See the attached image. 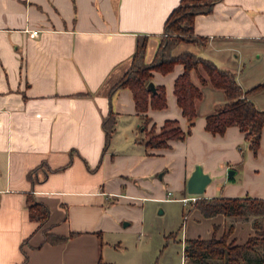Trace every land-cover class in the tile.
<instances>
[{"label": "crops", "instance_id": "obj_1", "mask_svg": "<svg viewBox=\"0 0 264 264\" xmlns=\"http://www.w3.org/2000/svg\"><path fill=\"white\" fill-rule=\"evenodd\" d=\"M179 2L0 0V264H155L162 245L145 235L144 202H181L188 196L264 199V133L254 154L237 127L221 135L205 129L206 116L226 102L221 90L202 87L185 140L146 149L136 142L142 115L131 91L113 89L139 38H147L151 60ZM194 36L205 43H180L173 54L210 60L232 72L244 91L264 82V0L218 1L211 13L195 17ZM182 71L177 64L167 74L152 73L150 82L163 86L166 95V107H149L143 114L156 128L166 120L178 121L183 130L188 126L173 93ZM206 91L217 103L200 112ZM249 98L264 109V91ZM110 114L115 126L106 145L103 121ZM196 164L212 182L218 178L219 193L211 182L202 195L187 194L186 180ZM229 169L235 172L230 178ZM239 174L249 179L246 184L229 181ZM164 178L171 185H163ZM172 192L178 198L169 197ZM28 196L47 206L45 221L29 218ZM182 205L188 206L186 213L181 210L183 222L167 236L181 246L180 264H193L184 256L187 240L220 238L229 224L227 243L241 245L255 233L251 219L204 217L193 202ZM157 264H164L161 257Z\"/></svg>", "mask_w": 264, "mask_h": 264}, {"label": "trees", "instance_id": "obj_2", "mask_svg": "<svg viewBox=\"0 0 264 264\" xmlns=\"http://www.w3.org/2000/svg\"><path fill=\"white\" fill-rule=\"evenodd\" d=\"M218 1L220 0H180L164 23V34L151 60L146 58L147 38H139L127 72L113 87L127 88L131 91L135 109L142 115L141 136L136 142L143 144L146 149H165L169 147V141L186 139L197 117L195 102L202 99V87L206 85L221 90L226 100L224 105L206 116V131L213 135H221L228 127H237L244 134L251 151L256 154L259 149L264 133V109L258 110L249 96L264 91V82L244 91L232 72L218 68L210 60L189 52L173 54L180 43L195 45L205 43L206 39L194 36V19L197 15L211 13ZM177 64L183 66V71L174 81L173 93L188 126L183 130L178 121L166 120L157 130L143 114L149 107L152 109L166 107L165 88L156 86V93L151 94L146 90V85L154 71L167 74ZM199 67H202L205 76L200 73ZM192 71L197 72L199 85L193 83ZM114 126L113 114L104 118L106 145ZM229 181L233 182L234 179L231 178ZM193 204L204 217L223 214L230 218L251 219L255 233L241 245L227 243V238L233 230V224H229L220 238L187 240L184 247V256L187 260L193 264H212V261L219 264H264V199L201 197ZM27 208L29 218L34 222H43L49 216L47 206L34 201L30 196L27 198ZM49 236L45 233L46 241L49 240ZM52 239L61 240L58 237Z\"/></svg>", "mask_w": 264, "mask_h": 264}, {"label": "rangeland", "instance_id": "obj_3", "mask_svg": "<svg viewBox=\"0 0 264 264\" xmlns=\"http://www.w3.org/2000/svg\"><path fill=\"white\" fill-rule=\"evenodd\" d=\"M199 71L203 72L202 67H199ZM192 73H197L195 71L191 72V76L193 75ZM204 74V73H203ZM192 79V78H191ZM211 88V87H210ZM217 103V100H214L212 95L210 93L205 92V99L203 102H201L198 106V111L200 112L204 111H210L211 107H213ZM199 112V113H200ZM159 128H157L158 130ZM162 172H159L158 175L156 176V181L160 182L161 177L160 175ZM179 176V168L177 167L174 170V173L172 175V179L174 181L176 178ZM160 177V178H159ZM163 177V176H162ZM218 178H214V182H212L211 186H215L216 191L219 193L222 187L217 186V180ZM249 179H243V175L239 174L232 183L235 182L237 185H243L247 182ZM150 182H153L151 179H149ZM171 181H168L166 178L162 179L163 185H166V183H170ZM239 183V184H238ZM171 185V183H170ZM221 185V184H220ZM239 185V186H240ZM222 186V185H221ZM166 189V188H165ZM164 191L166 192V190ZM171 191H173L170 188ZM178 193L177 192H172V194L169 197L172 198H178ZM196 199H198V196H195ZM249 197V196H248ZM194 203V202H193ZM144 210H145V225L147 228V234L149 238H151V242L155 244L158 242V240H161V248H158V254L154 258V263L157 264L159 262V259L161 257V261L164 262V264H180V258L182 255V252L180 250V245L178 242L175 241L173 243L172 241L167 240V236L170 233L177 232L179 230L180 225L182 224V214L181 210L185 208V213L188 210L187 207H183L181 202H165V203H158V202H144ZM187 209V210H186ZM159 210H162L164 213L163 214H158ZM143 241H146V239H143ZM146 247V246H145ZM143 250H145L143 248ZM160 250L163 251L162 255ZM161 255V256H160Z\"/></svg>", "mask_w": 264, "mask_h": 264}, {"label": "water", "instance_id": "obj_4", "mask_svg": "<svg viewBox=\"0 0 264 264\" xmlns=\"http://www.w3.org/2000/svg\"><path fill=\"white\" fill-rule=\"evenodd\" d=\"M146 90L151 94L156 93V88L152 82H149L146 85ZM234 173L233 169H229L227 177H232ZM211 182V176L204 172L203 167L200 164H196L190 176L186 180V192L189 195H202L205 192L206 187ZM159 213H162V210H159Z\"/></svg>", "mask_w": 264, "mask_h": 264}, {"label": "built area", "instance_id": "obj_5", "mask_svg": "<svg viewBox=\"0 0 264 264\" xmlns=\"http://www.w3.org/2000/svg\"><path fill=\"white\" fill-rule=\"evenodd\" d=\"M34 34H36V31L33 32ZM179 201H181L183 204H186L188 202H194L196 200L195 196H188V197H182L180 199H178Z\"/></svg>", "mask_w": 264, "mask_h": 264}]
</instances>
